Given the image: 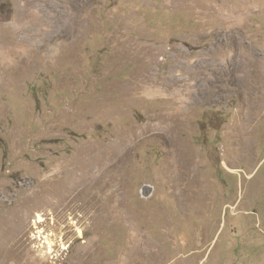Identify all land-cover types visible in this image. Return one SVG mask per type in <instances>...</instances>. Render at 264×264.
I'll return each instance as SVG.
<instances>
[{
	"label": "rangeland",
	"instance_id": "374dc122",
	"mask_svg": "<svg viewBox=\"0 0 264 264\" xmlns=\"http://www.w3.org/2000/svg\"><path fill=\"white\" fill-rule=\"evenodd\" d=\"M0 264H264V0H0Z\"/></svg>",
	"mask_w": 264,
	"mask_h": 264
},
{
	"label": "water",
	"instance_id": "95a60500",
	"mask_svg": "<svg viewBox=\"0 0 264 264\" xmlns=\"http://www.w3.org/2000/svg\"><path fill=\"white\" fill-rule=\"evenodd\" d=\"M153 187L150 184H145L141 188V195L142 196H148L152 193Z\"/></svg>",
	"mask_w": 264,
	"mask_h": 264
}]
</instances>
